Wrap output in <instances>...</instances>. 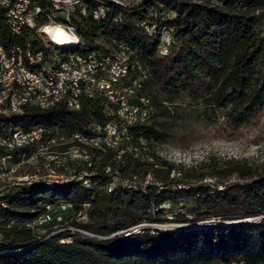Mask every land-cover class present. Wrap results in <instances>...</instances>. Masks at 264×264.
<instances>
[{"label":"trees","instance_id":"16d2710c","mask_svg":"<svg viewBox=\"0 0 264 264\" xmlns=\"http://www.w3.org/2000/svg\"><path fill=\"white\" fill-rule=\"evenodd\" d=\"M37 2L40 9L49 6ZM137 2L121 9L116 23L89 15L73 18L79 44L55 47L62 58L75 51L128 50L136 63L130 74L138 79L144 72L141 91L153 106L148 123L131 127L130 141L122 146V153L82 145L90 155V167L62 160L76 177L88 175V186L75 179L52 186L38 181L3 193L0 264H264V173L251 178L248 168L234 161L242 181L222 184L220 189L189 185L178 175L168 177L174 168L165 161L155 156L153 161L139 160L134 153L137 139L161 141L168 136L155 127L154 117L168 115L164 102L181 92L199 99L201 114L221 108L225 120L235 127L264 105V0ZM150 13H156L150 17L158 26L154 35L146 34L137 23ZM3 19L0 7L1 43L16 44ZM166 27H173L175 43L159 56L157 36ZM94 126H104V121L90 100L81 101L78 110L60 105L0 119V135L47 129L50 135H63L65 143L50 150L63 153L73 145L75 134L92 137L89 129ZM37 144L32 147L36 149ZM21 153L24 149L15 153L16 160ZM36 162L42 163L41 158ZM107 169L130 176L144 169L142 176L150 174L158 184L142 187L131 179L135 187L115 184L106 191ZM44 212L49 220L41 226L44 237L39 241L36 237L40 235L23 223ZM258 215L256 221L242 220ZM209 220L238 221L173 232L145 226L133 229L142 223ZM66 225L89 235L59 231L47 236L52 228Z\"/></svg>","mask_w":264,"mask_h":264},{"label":"bare ground","instance_id":"6f19581e","mask_svg":"<svg viewBox=\"0 0 264 264\" xmlns=\"http://www.w3.org/2000/svg\"><path fill=\"white\" fill-rule=\"evenodd\" d=\"M37 1H44L48 3L49 6H44L43 9H40V6L38 5ZM136 2L137 0L135 1V3ZM18 5H37L42 12H51V2L49 0H0V7L4 9L3 24L5 26V29H7L9 35L15 37L17 42H19H16V44L10 43L9 45L4 46L5 49L8 50V56L13 59V65H21L22 68L9 69L8 71H5V54H0V119L19 117L22 116L25 111L31 109L47 111L60 105L63 106L66 103L67 99H69V103H73L74 108H64L68 110H78L81 101L91 100L89 95H85L81 88L78 87H71V91H67V89L65 88V83H61V77L55 73V70L50 66V64H47L46 62H41L40 60L32 59L31 45L35 46L37 49H40L42 51H48V57L55 58L58 61L90 58V51L70 52L62 58L61 54L58 53V49L55 47V45L60 47L71 46L77 44L78 42L65 44L58 43L54 31L55 26L57 25H54L51 22H48L47 20H39V28H41L46 33H49L52 39H47L40 30H32L31 33L29 31L28 22L19 21L16 17H14V11L17 10ZM81 6L83 16L89 15L95 20V15H98V18L100 20L105 19L110 20L112 23H116L119 20L121 14L120 10L125 7L127 8V6L129 5L121 0H81ZM63 9H65V2H56V10ZM40 21L43 22L41 25ZM150 21L151 19L149 20L148 30L142 29L140 23L138 24L139 27L146 34L154 35L158 26L157 23ZM50 29H52V31H50ZM163 36L164 30L158 32L157 53L159 56L165 55V53L160 50V44L163 41ZM33 41L36 44H33ZM0 44L3 45L1 43V37ZM109 53L111 57H115L119 60L121 68L124 69V71H129V73H132L131 71L136 68V63L131 60L132 54L128 50L122 49L120 51L115 52L110 51ZM92 63L95 66H104L107 64V56H92ZM28 76H31L33 78H29ZM40 79L44 81L47 86L41 88ZM144 79V72H141V76H139L138 79L134 78V80L136 81V90L142 89V82L144 81ZM147 101L148 104H150L148 98ZM3 112L8 114H3ZM136 125H141V123H130V129L131 127ZM102 129H104V126H94L90 128L89 132L93 135L90 138H87L85 136L83 138V135L80 133L75 134L71 138L73 145L68 147L65 152L59 153V155H54L53 158L56 159L58 158V156H60L64 161H67L69 163L77 165L85 164L86 166L90 167V155L86 147H82V145L88 146L93 149H115L119 150V152L122 153V146L130 141V130H127V133L121 135V140H114L112 143H107L100 139L102 138ZM18 134L7 132L1 136H6L8 138L9 144L25 143V135ZM37 137L39 138L40 136L32 137L31 147L36 146L35 144L38 143ZM65 141L66 140L63 139L61 136V139H52V142L37 144L35 152L26 159H24V153H21L18 157V160L24 159L23 161L18 163L16 162L15 164L8 166V169H6L5 171L0 172V196L3 193L7 192L4 191L7 188H11L14 186L17 187L22 184L29 185V183H36L40 181L49 186H52L54 184H57L58 182H63L42 180L45 177V174L41 175L40 177L34 175L26 182H17L12 185L7 184L6 180L10 176L15 175L17 173V170H19V168L25 163H27L29 160L41 158V160L45 161V163H48L46 160L51 158L49 154L51 152V148H54L56 145L63 144L65 143ZM78 144L81 146H79ZM20 149H24V144H16L15 153ZM0 157H7V150H0ZM57 171H62V174L58 175L57 177H76L74 175V171H72L68 165L64 164L63 161L62 165L57 167ZM70 172H72L73 174H69ZM108 172H110L109 169H107V173ZM116 173L117 172L110 173V176H113L116 180H120L121 182H126L131 185H134H121L122 187H135L136 184L134 182H131L132 180L127 181L126 179H122L116 176ZM83 176L87 175L83 174ZM75 180L79 181L83 179ZM49 182L51 184H49ZM83 184L85 186H88L87 181H83ZM111 189L112 187H109L107 191H110ZM0 206H4L3 201H0ZM78 233L85 234L82 232ZM36 238H39V236H37Z\"/></svg>","mask_w":264,"mask_h":264},{"label":"rangeland","instance_id":"374dc122","mask_svg":"<svg viewBox=\"0 0 264 264\" xmlns=\"http://www.w3.org/2000/svg\"><path fill=\"white\" fill-rule=\"evenodd\" d=\"M158 97L161 96L158 95ZM164 104L167 105L169 114L156 115L154 120L155 127L166 131L168 136L161 141L146 142L142 138L137 139L134 143L136 145L134 153L139 160L153 161V156H155L174 168L168 177L174 174L183 180V184H203L209 187L215 186L216 189H220L222 184L243 180L240 178L241 170L235 169L234 161H239L240 164L248 168L246 171L250 172L251 178L264 173V105L255 111L246 123L235 127L225 120L221 108L212 112L207 111L209 114H201L202 108L199 99L191 97L186 92L179 93L170 102L166 101ZM49 154L51 158L46 160L48 163L43 160L42 163L36 162L37 158L29 160L17 170L15 175L10 176L6 183L12 185L17 182H26L34 175L37 177L43 174L61 175L62 171H57V167L62 165V157L58 156L54 159V155H59V153L50 152ZM108 167L111 169L110 166ZM36 169L39 172L32 175L37 172ZM143 170L141 169L139 173L131 176L121 175L117 172L116 176L127 181L133 179L142 187L146 183L157 185V181L150 174L142 176ZM49 184L51 183L49 182ZM260 217L261 215H258L242 220L256 221ZM237 221L209 220L195 223L168 221L142 224L145 227H156L162 231L173 232L179 228L195 225H226ZM69 227L73 226L52 228L47 236L59 231L82 232ZM43 237L40 235L38 240L40 241Z\"/></svg>","mask_w":264,"mask_h":264},{"label":"built area","instance_id":"2783aa9c","mask_svg":"<svg viewBox=\"0 0 264 264\" xmlns=\"http://www.w3.org/2000/svg\"><path fill=\"white\" fill-rule=\"evenodd\" d=\"M49 1L51 2V12H42L37 5H18L17 10L14 11V17L19 21L28 22L31 33L32 30H40L47 39H52V37L49 33L39 28V20H47L54 25H63L65 28H73L75 30L73 18L79 19L83 17L81 0H68V2H65V0ZM121 1L132 4L136 0ZM56 2H65V9L56 10ZM152 14L156 13L146 14L144 18L138 20L137 23H140L142 29L148 30ZM95 20H100L98 15H95ZM174 43L173 27H166L164 29L163 41L160 44V50L167 54L169 47ZM31 51L33 60H40L41 62L50 64L55 73L61 77V83H65L67 91H71V87H78L81 88L85 95H89L92 102L96 104L99 114L103 117L104 129H102V138H100L102 141L112 143L114 140H121V135L130 130V123H141V125L148 123L153 113V106L148 104L147 96L141 90H136V81L129 71H124L121 68L119 60L111 57L106 49L90 51V58L67 61H58L55 58L48 57V51H42L32 45ZM0 54H5V71L9 69H22L21 65H13V59L8 56V50L1 44ZM92 56H107V64L95 66L92 63ZM28 77L33 78L31 76ZM40 81L41 88L47 86L44 81L41 79ZM63 107L74 108L73 103H69V99H67ZM3 114L8 113L3 112ZM18 135H25V143H16L24 144V159L35 152V147H31L33 136H40V143H49L52 142V139H61V136H63L61 134L50 135L47 129L40 128ZM82 137L84 138V136ZM16 144H9L8 138L0 135V150H7V157H0V172L8 169L10 165L24 160H16ZM70 179H83V181L89 183L88 176L62 178L46 174L42 180L67 181ZM115 184L134 186L116 180L113 176H109L106 191ZM9 189L7 188L4 191H8ZM59 208L64 209V206ZM49 209L50 207H45V210ZM48 220L49 214L44 212L37 215L32 221L24 222L23 225L25 228L31 230V232L41 235L44 232L41 230V226ZM81 231L89 235L87 232ZM124 234L126 233L123 232Z\"/></svg>","mask_w":264,"mask_h":264},{"label":"clouds","instance_id":"9594fccd","mask_svg":"<svg viewBox=\"0 0 264 264\" xmlns=\"http://www.w3.org/2000/svg\"><path fill=\"white\" fill-rule=\"evenodd\" d=\"M68 2V0H65ZM52 31V29H50ZM55 35L57 37V42L60 44L65 43H76L79 42L80 37L75 33L73 28H65L63 25L55 26Z\"/></svg>","mask_w":264,"mask_h":264},{"label":"water","instance_id":"95a60500","mask_svg":"<svg viewBox=\"0 0 264 264\" xmlns=\"http://www.w3.org/2000/svg\"><path fill=\"white\" fill-rule=\"evenodd\" d=\"M200 226H207L206 224H202V225H195L193 227H200ZM138 227H144L143 224H139L133 227V229H136ZM175 231V230H174ZM119 233H122V231H120Z\"/></svg>","mask_w":264,"mask_h":264}]
</instances>
